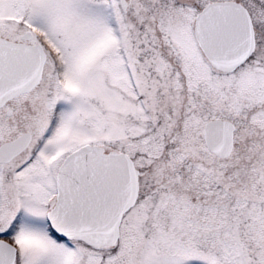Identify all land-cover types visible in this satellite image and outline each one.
<instances>
[{"label": "snow or ice", "instance_id": "6c2138e0", "mask_svg": "<svg viewBox=\"0 0 264 264\" xmlns=\"http://www.w3.org/2000/svg\"><path fill=\"white\" fill-rule=\"evenodd\" d=\"M0 264H264V0H0Z\"/></svg>", "mask_w": 264, "mask_h": 264}]
</instances>
